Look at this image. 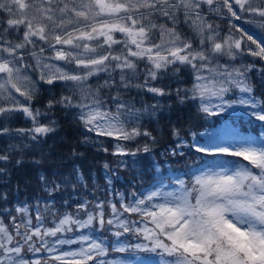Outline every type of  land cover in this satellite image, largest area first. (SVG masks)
<instances>
[{
	"label": "snow or ice",
	"instance_id": "6c2138e0",
	"mask_svg": "<svg viewBox=\"0 0 264 264\" xmlns=\"http://www.w3.org/2000/svg\"><path fill=\"white\" fill-rule=\"evenodd\" d=\"M205 5L208 12L227 18V35L221 37L219 26L205 19ZM0 12L8 14L7 28L0 30V138H19L0 150V174L7 172L14 152L22 157L57 128L55 120L41 122V111L32 105L38 90L33 72L40 82L68 91L50 99L47 110H74L81 142L108 153L105 144L115 141L110 154L116 157L150 152L146 143L128 150L126 142L138 137L155 142L151 132L136 126L139 117L121 100L119 89L136 87L153 96L170 95L153 82L169 71L180 72V66L190 68L193 75L190 88L176 91L180 104L192 102L206 116L244 109L264 125V99L255 96L249 77L255 71L264 81V63H256L264 62V40L257 42L248 29L234 23L247 18L264 27V0H0ZM181 17L194 37L176 27ZM21 29L22 38L15 41L5 35ZM46 51L51 55H44ZM26 55L33 63L25 61ZM245 55L253 60H241L239 66L220 62L221 57L236 61ZM141 63L142 82L138 79ZM117 70L118 84L112 75ZM101 73L108 78L94 88L90 78ZM113 87L117 95L105 102L100 89ZM17 114L30 126L10 127ZM172 135L178 137V130L174 128ZM186 143L179 140L170 154L183 156L177 149ZM193 149L229 159L201 164L184 174L187 179L173 177L174 187L157 180L130 197L120 193L119 207L111 200L98 201L93 210L88 200L77 201L75 214L65 212L52 226L45 222L49 202L44 212L36 207L35 223L27 205L16 207L17 215L4 209L10 219L0 220V264H112L107 259L110 248L124 252L126 245L155 253L159 264H264V140L237 138L214 148L193 145ZM77 154L73 149L72 155ZM22 163V158L15 160L16 166ZM155 167L159 172V165ZM77 173L82 179L79 169ZM40 179L45 181L43 175ZM60 187L45 183L49 195ZM105 204L110 208L107 219ZM105 231L115 237L110 245L95 235ZM130 238H135L134 245ZM25 251L32 256L26 257Z\"/></svg>",
	"mask_w": 264,
	"mask_h": 264
},
{
	"label": "trees",
	"instance_id": "16d2710c",
	"mask_svg": "<svg viewBox=\"0 0 264 264\" xmlns=\"http://www.w3.org/2000/svg\"><path fill=\"white\" fill-rule=\"evenodd\" d=\"M204 14H206L205 19L209 23L219 26L218 31L221 37L228 34L227 18L215 17L214 12L207 11L206 5ZM255 20L260 21V18L255 17ZM234 23L248 29L257 42L264 40V27H261L259 23H251L247 18L242 21H234ZM176 27L184 35L193 37L195 35L188 25L183 23L182 17ZM234 34L239 36V33L234 32ZM250 46L255 47V45ZM29 50L33 49L29 48ZM34 50L37 51L39 48L36 47ZM44 54H47V51ZM48 54L51 55V52L49 51ZM241 60L247 63L252 61L253 57L245 55L238 57L236 61H231L227 57L220 58L222 64L228 63L237 66L240 65ZM25 61L29 64L33 63L32 57L26 56ZM53 63L63 62L53 61ZM256 63L264 62L257 60ZM180 68V72L169 71L159 81L153 82L157 86L165 87L171 93L170 95L153 96L136 87L119 89L121 100L136 111L139 117L134 121L136 126H139L142 131L151 132L155 137V142L144 136L138 137L136 141L126 142V147L130 151H135L137 147L142 148L145 143L150 146V152L140 151L134 157L112 156L110 154L111 144H114L115 141L105 144L106 147H109L108 153L98 151V145L93 143H82V129L73 122L72 113L74 110L56 107L48 111L46 107L50 99H58L61 95L68 94L67 89L44 84L39 81L38 73L33 72L32 75L37 79L38 90L32 105L34 109L41 111L42 115L39 117L41 122L47 123L50 120H55L57 128L41 144H37L35 148L26 149L22 157L15 152L12 154L13 159L6 165L7 172L0 174V220H5L7 223L10 219L4 209H7L12 215H17L16 207L27 205L35 223V209L39 206L40 210L44 212L45 202H49L51 209L45 213V222L48 226H52L53 221L58 222L60 216L65 212L75 214L77 201L82 203L85 199L88 200L89 209L93 210L98 201L111 200L119 207L120 193L130 197L133 191L140 192L157 180H161L165 184L173 180V177H183L189 170L216 158L194 153V149L190 151V147L193 145L214 148L219 144L218 136L229 132H241L264 140V125L256 121L254 117L248 116L244 109H229L217 116H206L199 112L197 106L192 102L180 104L176 98L177 89L190 88L193 81L192 70L184 68V66H180ZM112 75L118 84V70ZM144 75V66L141 63L138 76L140 82L143 81ZM249 77L254 85L255 96L264 99V81L255 71L250 72ZM107 78L106 73H101L100 77L90 78L89 84L95 88L102 85ZM100 93L105 102H108L111 96L117 95V90L115 87L112 89L101 88ZM153 106H156L154 111ZM111 107L115 111V106L111 105ZM17 117L11 121L10 127L30 126L31 122L26 121L22 114H17ZM174 128L179 132L178 137L172 135ZM87 135L93 136L91 133ZM94 139L96 138L93 136ZM179 140L187 142L182 149H177L178 152L183 151L185 154L173 156L170 154L171 149L175 148ZM18 142L19 138L13 140L6 137L0 138V150L8 148L10 143ZM28 143L31 145L35 142L29 141ZM73 149L78 153L76 156L72 155ZM17 158L23 159V163L19 166L15 164ZM105 164L108 165L107 168H105ZM156 165H159V172ZM77 169H79V176L82 179H78ZM41 175L45 177V181H41ZM45 183L49 187L58 183L61 185L60 190L49 195V192L45 190ZM65 201L68 203L66 204ZM69 205L71 206L69 207ZM54 212L57 213L56 216L53 215ZM80 215L86 218L84 213ZM109 215L110 208L105 204V218L107 219ZM20 219L21 217L17 216V220ZM94 227H98V225H94ZM95 235L104 240L106 245L113 242L111 232L105 231L102 234L97 232ZM114 253L110 248L108 256H112ZM25 255L31 257L32 254L25 251ZM41 255L46 256L47 254L42 253Z\"/></svg>",
	"mask_w": 264,
	"mask_h": 264
},
{
	"label": "rangeland",
	"instance_id": "374dc122",
	"mask_svg": "<svg viewBox=\"0 0 264 264\" xmlns=\"http://www.w3.org/2000/svg\"><path fill=\"white\" fill-rule=\"evenodd\" d=\"M204 15L206 16V14H204ZM215 17L222 18L221 16H218V15H215ZM7 18H8L7 13L0 12V19L4 20V23L0 24V30H2L3 28H7V24H6ZM5 35L7 36L8 39L15 41L17 38H22L23 29H21L20 33H18V34L14 31H11L9 33H5ZM117 35H119V34H117ZM115 47L119 48L120 46L117 45ZM29 48H31V46H29ZM36 52H39V50H37ZM48 53H49V51H47V54H44V55L47 56V55H49ZM26 56L31 57V55H26ZM29 71H31V70L29 69ZM237 138H250V135H247L244 133H239V132H229L226 134H222L221 136H218V141L221 143H226V142L234 141ZM224 159H226V158L219 156L217 160H224ZM174 186H175V182L173 181L172 187H174ZM83 231H87V230H83ZM77 235H79V233H77ZM122 239H124V238H122ZM130 239H132V238H130ZM114 240H115V238H114ZM135 242L136 241L134 240V242L131 244L134 245ZM73 247H76V245H73ZM140 251H143V252H140ZM118 253L119 254L117 256H115L113 258H111V256H110V257H107V259L112 261V264H153V262H156V264H159V260H160V257L158 255H156L155 253H152V252H149V251H146L143 249H137L131 245H126V250L124 252H118ZM52 264H54V262H52Z\"/></svg>",
	"mask_w": 264,
	"mask_h": 264
}]
</instances>
